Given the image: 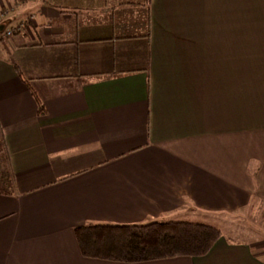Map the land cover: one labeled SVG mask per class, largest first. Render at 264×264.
<instances>
[{"label": "crops", "instance_id": "1", "mask_svg": "<svg viewBox=\"0 0 264 264\" xmlns=\"http://www.w3.org/2000/svg\"><path fill=\"white\" fill-rule=\"evenodd\" d=\"M243 54L264 55V0H0V264H264V59L244 110ZM154 221L222 237L126 263L75 235Z\"/></svg>", "mask_w": 264, "mask_h": 264}, {"label": "trees", "instance_id": "2", "mask_svg": "<svg viewBox=\"0 0 264 264\" xmlns=\"http://www.w3.org/2000/svg\"><path fill=\"white\" fill-rule=\"evenodd\" d=\"M40 111L43 110L42 104ZM14 193L5 141L0 131V194ZM83 256L141 263L176 257H201L222 237L219 228L188 221H154L146 224L91 223L75 229Z\"/></svg>", "mask_w": 264, "mask_h": 264}, {"label": "rangeland", "instance_id": "3", "mask_svg": "<svg viewBox=\"0 0 264 264\" xmlns=\"http://www.w3.org/2000/svg\"><path fill=\"white\" fill-rule=\"evenodd\" d=\"M259 59L261 61L264 59V55H250L243 54V99H244V110H249L250 102V78H251V67L252 60Z\"/></svg>", "mask_w": 264, "mask_h": 264}, {"label": "built area", "instance_id": "4", "mask_svg": "<svg viewBox=\"0 0 264 264\" xmlns=\"http://www.w3.org/2000/svg\"><path fill=\"white\" fill-rule=\"evenodd\" d=\"M12 34H13V30H10V31L7 32V35H8V36H10V35H12Z\"/></svg>", "mask_w": 264, "mask_h": 264}]
</instances>
